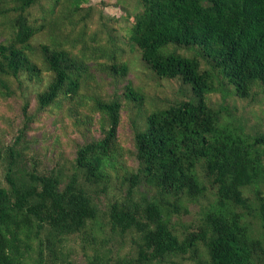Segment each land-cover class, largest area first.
I'll return each mask as SVG.
<instances>
[{
  "label": "trees",
  "instance_id": "16d2710c",
  "mask_svg": "<svg viewBox=\"0 0 264 264\" xmlns=\"http://www.w3.org/2000/svg\"><path fill=\"white\" fill-rule=\"evenodd\" d=\"M39 1L15 0L0 12L13 24L19 44L34 36L29 15ZM121 7L132 22L133 47L158 80L176 83L177 101L155 106L146 128L136 133V173H118L119 163L124 164L118 145L123 102L143 101L130 83L116 93L117 99L96 102L104 114L100 127L93 126L89 115L72 120L71 127L91 137L79 144L73 132V166L84 182L78 174L66 181L61 169L17 176L12 173L17 154L11 150L7 174L0 177V264H73L60 258L58 242L101 214L115 233H134L137 255L126 264H171L178 258L189 264H260L264 132L248 133L242 122L232 119L228 106L215 108L209 101L219 94L226 101V87L240 100L264 97V0H135L132 15ZM85 25V17H73L67 26L69 40L81 44L92 39L93 31ZM41 55L54 81L37 94L33 117L24 102L27 91H8L0 80L8 89L4 98L18 96L21 103L16 110L22 123L14 143L33 119L40 120L45 111L80 91L84 69L69 50L44 46ZM0 59L6 76L18 78L24 71L33 74L30 80L38 77V68L16 45L0 44ZM110 69L123 76L128 66L113 62ZM225 115L230 122L222 123ZM94 131L103 135L95 137ZM2 158L0 150V162ZM108 169L121 175L115 191L124 198L119 201L112 192L110 200H116L102 213L100 194L107 193ZM142 182L151 194L140 200L136 191ZM195 215L196 225L190 222ZM246 216L261 222L259 238ZM98 259L88 264H110Z\"/></svg>",
  "mask_w": 264,
  "mask_h": 264
},
{
  "label": "rangeland",
  "instance_id": "374dc122",
  "mask_svg": "<svg viewBox=\"0 0 264 264\" xmlns=\"http://www.w3.org/2000/svg\"><path fill=\"white\" fill-rule=\"evenodd\" d=\"M13 1L15 0H0V12L15 4ZM133 5L135 0H40L29 15L31 25L35 29L34 36L25 44H19L13 24L8 23L7 18H3L5 13L0 14V44H13L21 48L29 62L38 68L39 73L33 80L28 77L33 75L31 72H20L18 78L6 76L1 69L0 59V80L11 89L8 90L0 84V150L3 155L0 162V177L2 179L7 174L10 163L8 155L12 150L17 154L12 173H17V176L19 173H31L34 169L38 174L48 169H61L66 181L78 174L80 182H84L73 166L75 147L73 132L75 131L76 141L79 144L89 141L91 137L89 138L88 132L85 134L78 126L71 127L72 120H83L89 115L95 120L93 126L100 127L99 119L104 114L97 109L96 102L117 99L114 98L118 96L116 93L119 94L128 83L143 95V101L140 104L123 102L118 145L123 150L120 156L124 164L119 163L121 169L118 173L137 172L138 164L132 158V153L135 152L136 133L146 128V117L155 110V106L159 108L165 106L167 101L176 102L177 97L176 83L158 80L142 61L140 51L131 43L132 22L126 19L124 16L126 12L121 6L129 9L132 15L135 11ZM71 10L74 11L71 13ZM81 16L86 18L85 27L89 24L90 31L93 32L90 33L92 39L89 37L80 44L69 40L67 26L70 25L73 17ZM44 46L50 50H69L71 57L76 58L77 63L82 65L84 72L81 76L80 91L73 99L66 98L61 104L45 111L40 120L33 119L24 135L14 143L22 123L21 115L16 110L21 103L18 101V96L13 100V96H8L11 98L6 99L3 95L7 90L22 92L26 90L24 102L28 103L29 111L32 113L30 115L33 117L37 94L54 81V74L47 68L41 55ZM174 50L187 53L184 49L168 48V51ZM113 62L117 65L127 64V73L123 76L116 75L110 69ZM24 83L27 87H24ZM259 88L257 87L255 92ZM225 89L228 91L225 95L226 101L222 102L223 95L219 94L213 96L209 104L215 108L221 104L228 106L232 119L242 122L248 133L254 134L258 130L264 132V97L257 96L253 100L244 101L236 98L231 87ZM221 121L227 123L231 120L225 115ZM94 135L101 137L103 131H94ZM104 173L107 176L104 178L107 183V193L100 194L102 200L99 206L102 213L116 200H110L112 192L116 193L119 201H123L124 198L119 191H115L121 175H113V171L109 169ZM150 194L146 183H140L136 191L138 199L142 200L144 196ZM247 196L251 198L252 194L248 193ZM99 217L97 221H90L81 231L66 236L58 242L61 259L71 261L73 264H88L97 257L98 260L103 259L110 264H126L127 258L136 257L134 233H127L124 236L115 233L108 219L102 214ZM246 217L247 222L252 221L254 232H257L254 238H259V234L263 232L261 222L258 219L256 222L250 216ZM196 221L195 215L190 222L196 225ZM34 259H36L35 254ZM261 260L260 264H264V254ZM171 264L189 263L178 258Z\"/></svg>",
  "mask_w": 264,
  "mask_h": 264
}]
</instances>
